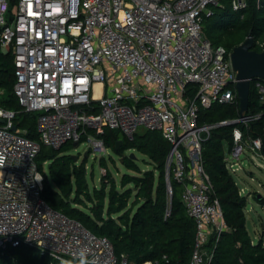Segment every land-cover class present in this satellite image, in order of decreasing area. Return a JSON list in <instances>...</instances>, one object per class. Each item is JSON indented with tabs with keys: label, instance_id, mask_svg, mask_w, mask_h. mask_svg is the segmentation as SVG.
<instances>
[{
	"label": "built area",
	"instance_id": "1",
	"mask_svg": "<svg viewBox=\"0 0 264 264\" xmlns=\"http://www.w3.org/2000/svg\"><path fill=\"white\" fill-rule=\"evenodd\" d=\"M219 1L15 0L11 7L0 0V50L13 56V94L23 111L36 115L38 136L26 137L16 112L0 104V249L25 244L66 264H132L115 256L106 237L45 202L35 159L41 147L75 142L104 157L106 129L127 140L158 131L170 144L167 195L172 173L194 219L195 240L185 262L163 255L141 264L210 263L213 249L206 244L226 225L201 157L215 125L200 123L199 113L237 98L229 53L202 32ZM231 7L240 12L247 0H231ZM253 86L264 101V81ZM247 151L264 158L261 140L244 139L234 127L223 158L231 175L243 168Z\"/></svg>",
	"mask_w": 264,
	"mask_h": 264
},
{
	"label": "trees",
	"instance_id": "2",
	"mask_svg": "<svg viewBox=\"0 0 264 264\" xmlns=\"http://www.w3.org/2000/svg\"><path fill=\"white\" fill-rule=\"evenodd\" d=\"M10 1L12 7L15 0ZM219 3L212 6L211 16L203 19L205 38L230 53L250 34L254 38L253 49L264 51V0H247V7L240 12L232 10L231 0H220ZM12 58L10 51L0 50V89H3L0 104L16 112L15 125L26 131V137L37 140L36 115L23 111L13 94ZM245 116H250L245 122L216 125L239 118L237 98L224 104L215 103L199 113L200 123L215 125L203 141L201 157L212 184V196L219 201L226 225L218 239L211 235L206 244L213 249L209 264H264V243L261 238H251L246 227L247 196L239 193L223 159L225 146L232 141L234 127L240 128L244 139L259 138L264 154V101H260L253 81ZM102 138L105 146L119 155L122 163L134 173H124L117 184L104 166L100 186L90 189L85 162L78 163L67 152L71 143L57 150L41 147L35 160L43 175L42 198L94 235L106 237L118 258L124 255L132 264L161 259L163 255L170 263L187 261L194 246L195 222L182 203L177 191L179 184L172 173V195L168 196L166 192L165 163L170 144L158 131H142L127 140L120 139L118 132L106 129ZM119 140L122 143L116 150ZM129 149L145 155L153 168L142 171L135 159L125 154ZM103 159L101 164L104 165ZM254 195L264 203L263 198ZM0 264L66 263L21 244L0 249Z\"/></svg>",
	"mask_w": 264,
	"mask_h": 264
},
{
	"label": "rangeland",
	"instance_id": "3",
	"mask_svg": "<svg viewBox=\"0 0 264 264\" xmlns=\"http://www.w3.org/2000/svg\"><path fill=\"white\" fill-rule=\"evenodd\" d=\"M141 130L142 129H140V131ZM118 134L120 139L124 138L122 133L118 132ZM67 152L71 155H76L78 163L82 161L85 162L86 178L90 189L100 186L102 176L105 174L104 166L110 171L117 184L120 183L121 176L124 173H134L122 163L121 157L110 148H107L106 153L104 154V165L101 164L102 157H99L98 155H92L86 151L85 143H80L77 146H73L71 144ZM85 152H87L86 156ZM130 153L135 154V162L142 171L153 168L148 158L142 153L136 151L135 149H129L125 152L127 155ZM245 156L247 158H244L243 160V168L235 171L232 176L238 185L240 194L247 196L245 217L246 227L249 235L251 238L256 240L258 237L262 236L264 241V203H260L254 197V194H256V197H261L264 199V158L251 151H247ZM46 164L47 163L43 164L45 170ZM177 191L181 194L180 185L177 187Z\"/></svg>",
	"mask_w": 264,
	"mask_h": 264
},
{
	"label": "water",
	"instance_id": "4",
	"mask_svg": "<svg viewBox=\"0 0 264 264\" xmlns=\"http://www.w3.org/2000/svg\"><path fill=\"white\" fill-rule=\"evenodd\" d=\"M253 44L254 38L249 34L243 42L233 47L229 53L232 68L236 73L235 90L239 104V119H243L248 110L251 82L254 80L264 81V51L253 49ZM238 121L239 120L229 121V124L234 125ZM15 129L16 126H13L12 130ZM121 143L122 140L117 142L116 150ZM77 145V142L73 144V146ZM86 155L87 152H85V156ZM72 156L76 161L77 156ZM129 156L132 159H136L134 153H130Z\"/></svg>",
	"mask_w": 264,
	"mask_h": 264
},
{
	"label": "crops",
	"instance_id": "5",
	"mask_svg": "<svg viewBox=\"0 0 264 264\" xmlns=\"http://www.w3.org/2000/svg\"><path fill=\"white\" fill-rule=\"evenodd\" d=\"M260 238H261V239H262V241H263V237H262V236L258 237V239H260ZM254 240H256V239H254ZM263 243H264V241H263Z\"/></svg>",
	"mask_w": 264,
	"mask_h": 264
}]
</instances>
